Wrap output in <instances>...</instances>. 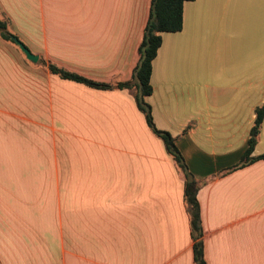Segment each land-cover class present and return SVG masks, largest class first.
Wrapping results in <instances>:
<instances>
[{"label": "crops", "instance_id": "crops-1", "mask_svg": "<svg viewBox=\"0 0 264 264\" xmlns=\"http://www.w3.org/2000/svg\"><path fill=\"white\" fill-rule=\"evenodd\" d=\"M150 0H0V264H195L184 175L117 85ZM27 21V30L21 22ZM146 98L199 184L205 264H264V159L238 167L264 103V0H193L162 33ZM264 156V118L252 158Z\"/></svg>", "mask_w": 264, "mask_h": 264}, {"label": "trees", "instance_id": "trees-1", "mask_svg": "<svg viewBox=\"0 0 264 264\" xmlns=\"http://www.w3.org/2000/svg\"><path fill=\"white\" fill-rule=\"evenodd\" d=\"M191 1L193 0H150L149 16L144 29L142 42L138 48L139 60L133 70L132 77L128 82L119 83L113 86L88 80L54 65H49L48 70L52 74L57 75L60 79L79 83L92 89L122 90L126 88L135 90L134 100L137 109L143 114L148 127L154 133V135L162 140L166 151L173 158L174 162L184 175V201L190 217L191 236L194 240V263L205 264L203 243L201 240L202 224L200 206L197 199L199 184L188 171L184 158L176 146L177 139L168 132L160 131L156 128L152 117L151 107L146 102V98L152 94V87L150 83L152 62L156 58L157 52L161 46V34L177 33L182 30L184 4ZM9 26V19L6 16L0 14V39L14 44L11 38H16V36L11 33ZM263 118L264 103L256 110V119L250 131L245 153L238 167L247 166L258 159H264V156L256 158L251 157L256 146L257 137Z\"/></svg>", "mask_w": 264, "mask_h": 264}, {"label": "water", "instance_id": "water-1", "mask_svg": "<svg viewBox=\"0 0 264 264\" xmlns=\"http://www.w3.org/2000/svg\"><path fill=\"white\" fill-rule=\"evenodd\" d=\"M14 44L19 48V50L25 55L26 59L35 63L38 61V56L33 55L29 50L15 37L11 38Z\"/></svg>", "mask_w": 264, "mask_h": 264}, {"label": "rangeland", "instance_id": "rangeland-1", "mask_svg": "<svg viewBox=\"0 0 264 264\" xmlns=\"http://www.w3.org/2000/svg\"><path fill=\"white\" fill-rule=\"evenodd\" d=\"M251 1H254V0H251ZM21 27H22L23 29H26V30H27V21H22V22H21Z\"/></svg>", "mask_w": 264, "mask_h": 264}]
</instances>
